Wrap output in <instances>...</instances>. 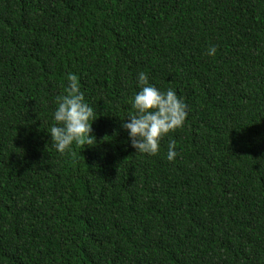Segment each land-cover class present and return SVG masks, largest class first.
<instances>
[{"label": "trees", "instance_id": "16d2710c", "mask_svg": "<svg viewBox=\"0 0 264 264\" xmlns=\"http://www.w3.org/2000/svg\"><path fill=\"white\" fill-rule=\"evenodd\" d=\"M140 71L186 106L154 156ZM70 75L97 142L60 154ZM0 264H264V0H0Z\"/></svg>", "mask_w": 264, "mask_h": 264}, {"label": "clouds", "instance_id": "9594fccd", "mask_svg": "<svg viewBox=\"0 0 264 264\" xmlns=\"http://www.w3.org/2000/svg\"><path fill=\"white\" fill-rule=\"evenodd\" d=\"M208 55H214L216 47L206 50ZM66 95L57 98L56 107L52 113L55 122L47 130L50 140L54 142L55 150L63 154L74 143L77 145H95L96 139L91 129L93 108L84 101V94L75 75L67 78ZM136 85L138 91L130 99L131 108L126 120L121 121V127L127 132L129 145L142 154L154 156L160 146V140L171 131L180 128L185 120L184 102L178 98L172 88L158 89L149 83L146 72L137 73ZM176 141L170 139L167 145L166 158L174 160L177 155Z\"/></svg>", "mask_w": 264, "mask_h": 264}]
</instances>
